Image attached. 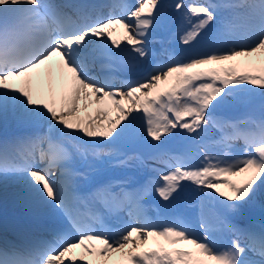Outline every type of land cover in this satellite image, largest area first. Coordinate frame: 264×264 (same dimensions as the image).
Returning <instances> with one entry per match:
<instances>
[{"label": "snow or ice", "instance_id": "snow-or-ice-1", "mask_svg": "<svg viewBox=\"0 0 264 264\" xmlns=\"http://www.w3.org/2000/svg\"><path fill=\"white\" fill-rule=\"evenodd\" d=\"M105 7L120 14L104 16ZM171 8L191 25L180 36L191 54L166 50L157 62L151 37L166 15L165 0H0V122L11 116L48 129L0 141V182L23 183L32 204L59 210L68 223L51 239L0 236V264H264V228L237 223L264 195V0H176ZM117 27L125 47L113 37ZM126 51L135 54L129 67L139 79L117 85L113 76L92 74L98 61ZM230 105L260 115L213 119ZM138 121L152 147L177 129L200 136L216 127L223 154L204 152L200 166L180 155L159 158L168 170L135 194L101 186L94 198L109 211H127L132 222L114 234L98 231L105 228L101 216L76 207V178L87 180L106 162L139 159L105 150L135 134ZM236 141L242 156L232 154ZM192 190L199 200L175 211ZM153 191L161 204L150 218L142 200Z\"/></svg>", "mask_w": 264, "mask_h": 264}, {"label": "bare ground", "instance_id": "bare-ground-1", "mask_svg": "<svg viewBox=\"0 0 264 264\" xmlns=\"http://www.w3.org/2000/svg\"><path fill=\"white\" fill-rule=\"evenodd\" d=\"M119 31H120V34H118V35L120 37H122L123 36V31L122 30H119ZM122 41L125 42V39L123 38ZM123 62H124V65L127 66V63L125 62V59L123 60ZM111 72L114 73V76H117L118 75V74H116L115 71H111ZM125 107H127V104H125ZM116 115L117 114H113L112 116L115 117ZM11 121L13 122L12 123V126H14L16 124V121L13 120L11 116H9L6 121L0 122V126H3L4 123H9ZM77 135H79V134L77 133ZM85 139H87V138H85ZM156 161H158V159H156ZM148 172L152 176H154L156 178V182L159 181L160 174L162 173L161 170L155 169V168H149L148 169ZM7 183H9V184H23V183L16 182V181H14L12 179H9L7 181ZM7 183L0 182V207L1 208H5V207L8 206V202L6 200V197H7V194L10 193V192H8V190H11L13 188V186L9 187V185ZM15 193H17V195H15L12 198V200L10 201L9 204L12 205V208L14 210H18L21 206H24L23 207V212H25L26 214H24L23 212H19L17 214L18 215H22L23 214L24 215V218L26 220H28L29 215H31V214L37 215V214H40V213H42V214L47 213L48 214V216H47L48 218L55 219L56 221L57 220H65V217L62 216V215H60L53 208L52 209L41 208V207H37L34 204H32L30 202V199H29V196H28V193H27L26 189H22L21 190V187L20 186H16ZM189 194L191 195V198L193 199L194 198V193L190 192ZM152 195L153 194L151 192L149 194H145L143 198L152 197ZM25 198H26V201H27L26 204L22 202V200L25 199ZM256 202H258V198L256 199ZM5 236L7 238H10V234L9 233H7ZM118 256H119V254H114L113 255V260L118 259Z\"/></svg>", "mask_w": 264, "mask_h": 264}, {"label": "rangeland", "instance_id": "rangeland-1", "mask_svg": "<svg viewBox=\"0 0 264 264\" xmlns=\"http://www.w3.org/2000/svg\"><path fill=\"white\" fill-rule=\"evenodd\" d=\"M178 41L180 42V37H179ZM179 46L182 47V48H185V47H186V46L181 45V43L179 44ZM234 106H235V105H230V107H224V108L221 107V108L217 109L215 112L212 113V117H214L215 115H218L220 112H225L227 108H229V109H234V108H233ZM221 109H222V110H221ZM139 129H140V126H139V128H137V131H138ZM237 151H239V150H238L237 147H235V148L233 149V153H232L233 156L235 155V153H236ZM222 154H223V149H222L221 152L219 153V156H222ZM234 179H238V178H234Z\"/></svg>", "mask_w": 264, "mask_h": 264}]
</instances>
